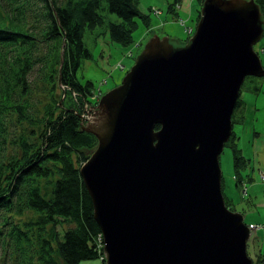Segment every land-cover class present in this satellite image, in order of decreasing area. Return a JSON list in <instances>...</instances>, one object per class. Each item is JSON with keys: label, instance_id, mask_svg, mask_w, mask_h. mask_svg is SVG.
I'll return each mask as SVG.
<instances>
[{"label": "water", "instance_id": "1", "mask_svg": "<svg viewBox=\"0 0 264 264\" xmlns=\"http://www.w3.org/2000/svg\"><path fill=\"white\" fill-rule=\"evenodd\" d=\"M258 5L200 0L187 39L151 29L119 82L87 105L79 128L96 142L78 173L104 264H251L249 226L225 205L218 152L240 82L264 73Z\"/></svg>", "mask_w": 264, "mask_h": 264}, {"label": "trees", "instance_id": "2", "mask_svg": "<svg viewBox=\"0 0 264 264\" xmlns=\"http://www.w3.org/2000/svg\"><path fill=\"white\" fill-rule=\"evenodd\" d=\"M256 1L263 13L264 0ZM174 2L166 10H174ZM135 17L148 24L137 0H0V244L16 264H76L96 256L104 264L98 223L78 173L96 142L79 128L96 91L75 70L90 55L85 27L99 24L128 48L136 42ZM236 99L232 122L242 116ZM234 137L232 131L227 141L239 183L250 176L241 172L248 162Z\"/></svg>", "mask_w": 264, "mask_h": 264}, {"label": "rangeland", "instance_id": "3", "mask_svg": "<svg viewBox=\"0 0 264 264\" xmlns=\"http://www.w3.org/2000/svg\"><path fill=\"white\" fill-rule=\"evenodd\" d=\"M169 1L137 0L138 8L142 12H147L149 20L145 25L142 19L135 17L137 22L132 34L138 45L132 46L133 53L129 55L126 53L127 47L112 41L99 24L84 28L82 41L90 55L79 61L75 75L82 81L91 80L96 91L94 98H99L100 92L119 82L129 64L132 63L133 55L138 52L139 46L149 34L150 27L158 34H166L175 44L186 38L184 25L194 27L197 18L195 10L199 8V2L176 0L175 9L168 11L166 5ZM107 17L117 19L111 12H107ZM262 34L253 45L261 56V60L264 61V33ZM243 78L237 95L242 100L239 107L242 109V116L238 121L231 123V130L235 135V145L240 152H243L248 162L244 171L241 170V172L249 174L250 179L247 181L244 178L237 183L232 176L233 152L230 149L229 140L225 141L227 143H224L218 152V163H220L222 174L220 187L228 208L241 212L247 224L257 222L260 225L250 234H253L254 238L251 240L247 238L245 245L247 254L251 257V264H256L255 262L259 261L258 250L262 252L264 249V178L260 177V172H264V73L246 74ZM23 215L25 218L31 216L28 211ZM7 250L9 249L5 245L0 244V264H16L12 254L9 255ZM76 264H101V260L99 256L86 257L77 260Z\"/></svg>", "mask_w": 264, "mask_h": 264}, {"label": "built area", "instance_id": "4", "mask_svg": "<svg viewBox=\"0 0 264 264\" xmlns=\"http://www.w3.org/2000/svg\"><path fill=\"white\" fill-rule=\"evenodd\" d=\"M154 11H156V10H154ZM184 28H185V32H186V33H189L193 27L184 25ZM135 43H136V42H135ZM135 43H133L132 45L134 46ZM132 45H130V46L127 48V50H126V51H127V52H126L127 55L133 53V51H132ZM94 95H95V93H94ZM260 177H261V179L264 178V172H263V171L260 172ZM262 177H263V178H262ZM248 225L250 226L249 228H251L252 230H254V228H256V227H260V225H259L257 222L248 223ZM100 234H101V233H100ZM100 234H99V238H100ZM100 240H101V238H100Z\"/></svg>", "mask_w": 264, "mask_h": 264}]
</instances>
